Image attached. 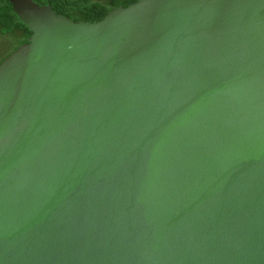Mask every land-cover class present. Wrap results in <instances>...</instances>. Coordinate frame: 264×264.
I'll return each instance as SVG.
<instances>
[{"label":"water","instance_id":"95a60500","mask_svg":"<svg viewBox=\"0 0 264 264\" xmlns=\"http://www.w3.org/2000/svg\"><path fill=\"white\" fill-rule=\"evenodd\" d=\"M0 264H264V0H9Z\"/></svg>","mask_w":264,"mask_h":264},{"label":"trees","instance_id":"16d2710c","mask_svg":"<svg viewBox=\"0 0 264 264\" xmlns=\"http://www.w3.org/2000/svg\"><path fill=\"white\" fill-rule=\"evenodd\" d=\"M40 5L50 4L57 14L72 20L88 22L102 19L107 12L117 6H126L135 0H33ZM30 29L24 25L13 11L9 0H0V44L8 45V50L1 55L0 63L21 44L27 42ZM15 41L11 45L12 41Z\"/></svg>","mask_w":264,"mask_h":264},{"label":"rangeland","instance_id":"374dc122","mask_svg":"<svg viewBox=\"0 0 264 264\" xmlns=\"http://www.w3.org/2000/svg\"><path fill=\"white\" fill-rule=\"evenodd\" d=\"M14 43H15V41L13 40L11 42V45L14 44ZM8 47H9L8 45H6L4 43H1L0 44V54L3 55L8 50Z\"/></svg>","mask_w":264,"mask_h":264}]
</instances>
